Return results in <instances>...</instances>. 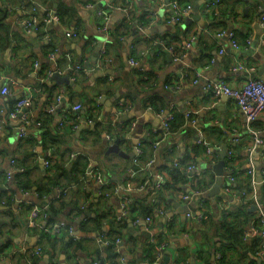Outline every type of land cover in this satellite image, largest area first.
Wrapping results in <instances>:
<instances>
[{
  "label": "crops",
  "instance_id": "0c3cea01",
  "mask_svg": "<svg viewBox=\"0 0 264 264\" xmlns=\"http://www.w3.org/2000/svg\"><path fill=\"white\" fill-rule=\"evenodd\" d=\"M42 1L0 0L10 28L9 38L7 31L0 38V255L4 260L0 264H33L28 251L34 252L38 247L39 236L30 224V212L42 202L59 205L61 197L67 206L59 214L57 225L67 228L70 236L84 238V250L69 257L60 253L57 261L43 255L39 264H113L102 262L107 260L108 249L104 248L107 243L101 235L113 229V236L120 241L115 244L117 263L144 261L147 235H167L170 226L174 232L168 244L163 243V264H218L216 254L221 250L234 264H251L254 260L264 264V259L260 262L248 249L243 257L239 256V252L228 248L231 242L217 236L227 235L223 227L225 211L233 212L243 203L241 193L247 189L251 165L255 164L256 176L264 168L259 157L251 155L254 143L250 133L253 129L264 140V113L249 127L234 100L216 98L205 91L206 82L222 80L233 88H242L250 79L264 80V0H247V4L245 0H190L192 10L176 25L168 23L172 13L170 0H47L54 13H73L67 26L52 25L57 46L54 60L48 54L47 41L22 30V22ZM124 2L128 3L126 9L122 8ZM212 3L209 13H205ZM40 12L43 8L38 9L37 15ZM143 22L148 24L142 25ZM152 29L158 33L149 32ZM223 31L236 33L240 49L230 46L228 36L220 34ZM67 33L75 36L69 37ZM158 35L166 36L177 51L172 47L171 54V47H165L164 41L155 42ZM131 60L138 66L131 65ZM77 65L83 66L81 74L73 71ZM238 65H244L245 70L233 71ZM52 71L70 76L77 89L52 82L47 78ZM71 74L74 78L80 74L78 82ZM6 85L8 94L2 95ZM59 95L64 101L58 104L48 125L51 134L56 135V124L72 105L81 107L78 112L83 120L89 107L95 109L98 105L101 120L124 104L129 110L119 118L113 134L120 132L122 143L109 140L101 128L98 132L95 125L82 120L74 131L70 132L68 127L58 138L59 150L51 147L39 120L47 119L44 111ZM22 98L29 100V140L20 139V122L10 116L13 104ZM167 111L176 119L173 131L164 136L161 114ZM202 140L213 146V156L206 154ZM152 142L160 145L152 147ZM224 147L233 152L232 167L226 163L223 184L214 191L213 167L220 161L219 151ZM137 149L142 151L141 155L145 152L144 160L137 157ZM261 150L264 152V144ZM79 156L109 186L126 188L127 195H122L127 196L129 204L123 221L117 219L121 197L107 195L96 179L85 178L84 184L73 182L72 174L65 175L54 168L55 179L68 186V190L65 193L51 185L52 166L47 169L45 161L52 158L53 164L63 162L70 172L73 159ZM13 160L27 169L23 177L29 187L24 188L26 194L15 180L7 179ZM176 163L194 164L195 176L177 190H166L165 186L158 190L155 175L163 174L169 180L168 170L175 168ZM140 169L143 171L131 177L132 170ZM231 176L234 181L227 192ZM184 195L189 199L185 200ZM254 195L260 201L263 199L264 183L259 188L254 185ZM132 202L139 213L141 208L152 207L151 216L130 212ZM252 205L257 204L247 205L248 212ZM201 207L211 215L206 232L195 218ZM258 207L257 212L249 213L254 217L260 215L263 205L258 202ZM77 208L90 215L84 219L85 213L74 216ZM98 216L106 217L101 232L85 235L79 231V225ZM135 218L141 220L135 223ZM147 218L151 221L146 222ZM206 237H215V243H206Z\"/></svg>",
  "mask_w": 264,
  "mask_h": 264
},
{
  "label": "trees",
  "instance_id": "16d2710c",
  "mask_svg": "<svg viewBox=\"0 0 264 264\" xmlns=\"http://www.w3.org/2000/svg\"><path fill=\"white\" fill-rule=\"evenodd\" d=\"M170 1L172 2L173 0H170ZM178 1L181 5H184V4L190 2V0H178ZM47 3H48L47 0L42 1V5H44L45 7L48 8ZM127 5H128V3L124 2V4L122 5V8L124 9L125 6L127 8ZM56 14L60 19V24L63 26H67V23H71L73 20L72 11H69V10L62 11L61 10V12L56 13ZM170 15L172 16V13ZM170 15L168 17V20L171 18ZM44 16H45L44 12H40L38 15L39 19L41 20V24L39 25V28H38V31L36 32V34L40 40H44V41L48 42L47 48H48V54L50 56V55L54 54V52L57 49V46L54 44V34L55 33H54L53 28H52V25L45 27ZM131 17L132 16H129V18H131ZM6 20H7V11L0 9V38H2L3 35H5L6 31H7L6 34H8V32H10V28H7ZM147 24H148L147 22L142 23V25H147ZM122 27H125L126 32L129 31L125 25H123ZM121 28H120V35H122ZM7 37L9 38V34L7 35ZM10 39L12 40L13 37H10ZM153 40L155 42L161 41L162 43L164 41L165 47H167V48L173 47L177 51V49L170 43V41L166 38V36L158 35V36L154 37ZM1 75H2V68H0V77H2ZM79 75L76 76V80H75L76 82H78ZM72 78H73V75H72ZM56 98H55V101H56ZM18 101H16L15 103H17ZM55 101L49 102L48 103L49 104L48 109L46 111H44V117H46L47 119L39 120V122L41 123V125L43 126V129L45 130V139L49 140L51 147H54L57 150H59L60 144H59L58 138H60L62 135H64V133L66 132L65 129H67L68 127L71 128V129L70 128L68 129L70 132H71V130L74 131V128L79 127L80 122H82L83 119H82L79 112H72L68 108L67 110H65L62 113V116L65 115L67 117V119H68L67 123L65 124V126L63 128H59L57 126L58 124H56V128L54 127L56 135L51 134V132L49 130L50 128H48V125L53 120L54 112H50L48 110L52 105L56 104ZM15 103L14 104L12 103V104L15 105ZM72 106H75V105H72ZM72 106H70V107H72ZM96 106L97 107L95 109L93 107H89L87 116L84 118L83 121L87 125H93V126L95 125V129L98 132H101V130H103L105 133H107L108 135L111 136L113 142L118 141V143L121 144L122 143L121 133L118 132L117 134L113 135L114 130L117 129V127H116L117 124L113 125L111 123L112 122V116H110L108 118H104L102 116V120H99V116L102 114H100V112L97 109V108H99L98 105H96ZM158 111H159V114L162 113L161 109H159ZM174 118L176 119V115L174 116ZM89 122H92V124H89ZM173 124L174 123L172 122L170 129H169V133L171 131H173L172 130L174 127ZM99 128H101V130ZM110 132H111V134H110ZM164 133H165V131H164ZM164 133H163V135H164ZM29 139H30V136H29L28 140ZM29 142H31V141H29ZM153 145H155V143L152 142V147H153ZM55 154H56V152H55ZM139 157L141 160L142 159L144 160L145 152H143L142 155H140ZM148 160H150V158ZM148 160H146V161H148ZM48 161H50V164L52 166V169H50L51 175L49 176V180L52 181L51 185L53 187L59 188V189H61V191L65 192V193L68 190L67 189L68 186H62L61 181L55 179V176H54L55 171H53L54 168H56L57 171L63 172L65 175L69 174L71 176V174H72L73 175V179H72L73 182H77V181L80 182L81 181V183L84 184V180L87 177L86 173L89 170L88 162L84 158L79 156V157L73 159V161H72L73 167H72L70 172H67V168L63 164V162H59V163L56 162L55 164H53L52 158H48ZM178 164H179L178 168L175 167L173 169L168 170V174L170 176V179L167 180L162 185V187L159 188L158 190H162L164 188V186H165L166 190H175V189L177 190L178 186H183V185L188 184L189 178H188V174L185 173V169L191 165H193V166H195V165L194 164L184 165L182 163H178ZM19 166L24 167L22 165H19ZM231 167H232V165H231ZM135 169H137V167ZM262 170H263V168H262ZM26 171H27V169H26ZM249 171H248V173H249ZM25 174H26V172L23 174L19 173V174L15 175V177H14L15 182H17V184L23 190H24V188L29 189V187L23 181V177ZM249 177H250L249 181L245 184L247 189L242 190L243 192L241 193L242 198H243L242 205L237 207V209L233 212L232 211L231 212L225 211V214L223 217V219H224L223 227L226 228V232H227L226 234L227 235L224 237V235L222 236V235L218 234L217 236L223 237L224 240L231 242V245L228 246V248L231 251L239 252V254H240L239 256L243 257L244 256V254H243L244 250L248 249L252 252L253 256L258 259L259 257L257 256V253L260 252L261 249H263L264 240L258 236H255L251 239L246 238V236L250 232V229L253 226L254 227L259 226L260 215H261L260 214V215L254 217L253 214H250L247 211V205L255 203L254 196L257 197L256 195H254V184H253L254 179H256V175L253 176L252 174L249 173ZM115 186H117V185H114V186L110 185V186L106 187V190L108 192H112V190ZM24 191H26V190H24ZM159 192L162 193V191H159ZM263 199H264V197H263ZM263 199L261 201L257 199L258 202L263 205V210H261L262 213H264V201H263ZM59 205L54 204V202L50 203V204L42 202V204L40 206L41 208H43L45 206L48 207L47 218L44 221H42L43 222L42 229L41 230L36 229L37 234L39 236L38 247L42 251L41 255L40 256L36 255V250L38 247L34 250V252H32L33 249L28 251V253H32L29 260L33 264H39V262L41 261V257L43 255H49L51 258H54L57 261L60 253H64L67 257H69V256H71V254L74 255L75 253H77L78 251L83 249L82 242H84V238L78 239L74 236H70L68 234L67 228L62 227L59 230H57L55 228L57 223H58L57 218H58L59 214L63 211L65 206H67L63 197H61V200H59ZM131 205H132V207L130 208V212L132 211V213L133 212L139 213V209H138L137 205L133 202L131 203ZM141 210H142V213H139V216L144 215V216L148 217V216H151L149 214H151L153 208L146 206L144 208H141ZM81 213L84 214L85 212H81V210H79V208H77L74 216H78ZM203 214L207 215L208 219L199 223V225H200L199 227L201 229L204 228V231H205L206 229L208 230V228L210 226L211 215L209 212H207L204 209H203ZM232 219L234 222L232 221ZM105 220H106L105 216L104 217L98 216V217L94 218L90 223H82L81 225H79L78 226L79 231L82 234L84 233L85 235H89L92 232L99 233V232H101V229L103 227V222ZM140 220L141 219H139V218H135L134 221L136 222V221H140ZM92 223H93V225H92ZM109 224H114V222H111V223L109 222ZM68 225H71V224H68ZM113 231H114V229L111 230L110 233H108V234H101L102 240L107 243V245H105L104 248L108 249L107 260L102 261V262L107 263L106 261H112L113 264H118L117 259L119 258V255L117 253V246L115 244H116V241L119 240V238L116 236H113ZM168 232H169V234H167V235H165L164 233H161V234L155 235V236H151L150 234L147 235V239H146V243H145V260H144V262H147L148 264H154L155 263V261L157 259L159 247L161 245H163L164 242H167V244H168L170 236L174 232L173 226L169 227ZM152 240H154V242H152ZM205 240H206V243L211 245V244L215 243L216 238L214 237L211 239L209 237H206ZM0 253H2V250H0ZM218 256H220V258L217 259ZM226 256L227 255H225V252L223 250L218 252L216 254L217 263L218 264H234V260L229 259ZM238 258H241V257H238ZM137 262H141V261H137ZM137 262L134 261V262L129 263V264H135ZM50 264H52V263H50ZM251 264H257V263L254 260Z\"/></svg>",
  "mask_w": 264,
  "mask_h": 264
},
{
  "label": "built area",
  "instance_id": "2783aa9c",
  "mask_svg": "<svg viewBox=\"0 0 264 264\" xmlns=\"http://www.w3.org/2000/svg\"><path fill=\"white\" fill-rule=\"evenodd\" d=\"M213 3L207 6V9L205 10V13H209L211 7H212ZM39 8H43V12H44V22H45V27H48L50 25H54L60 24V19L57 16L56 13H54L51 9L42 6V5H37L36 8H33V10L29 13V16L26 18V20H24L22 22V30L26 35H31L34 34L38 31L39 25L41 24V20L39 19L38 15H37V11ZM126 9V8H125ZM192 10V6L190 3H186L184 5H181L179 3L178 0H173L171 2V11H172V16L171 18L168 20L169 24H180L184 18H186V16L189 15L190 11ZM261 25L262 27H264V15L261 17ZM105 30V29H104ZM221 36L223 35H227L229 38V43L230 46L235 49L238 50L240 49V44L239 41L237 40L236 37V33L230 31V32H226L223 31L220 33ZM67 36L71 37V36H75L71 35V33H67ZM249 43V41H248ZM168 51L172 54L174 53V49L171 47L168 49ZM221 53H224V49L221 51ZM103 54H105V51H103ZM51 59L54 60V55L51 56ZM131 65L133 66H138L139 63H137L134 60L130 61ZM245 66L244 65H238L237 67L233 68V71H238V70H245ZM83 66L82 65H77L74 67L73 71L75 73H80L82 72ZM55 73H59L61 74V72L59 71H52L48 74V78H52V76ZM73 80L75 81L76 78L73 77ZM194 83H198V80H195ZM177 89H180V87H175ZM9 91V86H4L1 93L2 95H7ZM205 91L207 93H210L212 95H214V97L216 98H220V97H227L230 98L232 100H234L236 102V104L241 108V110L243 111V113L246 116V120H247V124L248 126H252L259 118V116L261 114L264 113V80L262 79H250L247 81V83L242 87V88H233L231 86L228 85V83L226 81H217V82H206L205 84ZM64 101V97L59 95L56 98V104L52 105L48 111L50 112H54L56 107L58 106V104H61ZM29 104V100L27 98H22L20 99L15 105L13 110L10 113V116L12 119H16L17 121L20 122V126H19V137L21 140H26L29 138V134H28V126L30 125L31 122V115L29 113V111L27 110V106ZM69 109L72 112H78L80 111L81 107L80 106H72L69 107ZM128 107H126L124 104H120L119 106H117L113 112L112 115V124L115 125L117 123V121L119 120V118L124 115L125 112H128ZM161 116H163V114H161ZM190 118V117H189ZM163 127L165 128V133L164 136H167L169 134V129L170 126L172 124V122H174L175 118L173 116V114H168L165 118H163ZM102 120V119H101ZM68 119L67 117L64 115L62 116V118L59 120L58 122V127L59 128H63L65 126V124L67 123ZM89 124H92V122H89ZM193 125H196V121L193 122ZM252 134V139H253V143H254V147L251 150V155L253 154H257V156L259 157V160H261V163L264 165V152H262L261 148L263 147L264 144V140L260 137L259 133L254 131L253 129L250 132ZM107 138L109 140H112L111 136H107ZM200 141V139H199ZM201 143H203L206 147V154L209 156H213L214 155V149L213 147H211V145L202 140ZM160 145V143H155V147H158ZM215 148V147H214ZM141 150L137 149L136 153H137V157H139L141 155ZM254 156V155H253ZM227 163H229V165L232 164L233 161V152L232 150H229L227 153V159H226ZM153 161L150 163L152 164ZM12 165V170L7 174V179L9 181H13L15 175L21 173H25L26 169L24 167H20L17 162L15 160H13L11 162ZM45 165L46 168H50L51 164L50 161L46 160L45 161ZM175 167L178 168L179 164L176 163ZM139 171H143V169L140 170H132L131 171V177H134ZM195 171V166L191 165L189 167H187L185 169V173L188 174V178H193L195 175L193 174ZM250 174H252L253 176L256 175L255 172V164L251 165V169L249 171ZM261 176H262V184L264 183V168L263 170L261 169ZM87 175V179H96L97 183L103 188V191L106 192L107 195H111V194H116L118 196L121 197V207H120V216L117 218L118 220H121L123 218L126 217L127 213H128V198H127V193L126 188H123L122 185H117L113 188L112 192H108L106 190V187H108V182L104 181V179L102 178V176L97 173L94 172L93 169L89 168V170L86 173ZM156 178V186L157 188H161L162 185L166 182V177L163 174H157L155 175ZM229 179V187L227 188V192H230V186L232 184V182L234 181V178L231 176L228 178ZM253 184H256V179H254ZM22 192L24 194L28 193V192H24V190L22 189ZM122 194H126L125 196H123ZM183 198L185 200L189 199L188 195H184ZM254 201L255 203L258 205V200L257 197L254 196ZM202 208V207H201ZM47 209L48 207L45 206L43 208L39 207V206H35L31 212H30V224L32 226L33 229H42V221H44L47 218ZM192 215H188V218H191ZM198 221V223H201L205 220L208 219L207 215L203 214V208L201 209V212H199L198 215H196L195 217ZM151 219L147 218L146 222H150ZM139 221H136L135 223H137ZM57 230L61 229V225H57L55 227ZM72 232V231H71ZM255 236H258L260 238H262L264 240V213L261 212L260 215V221H259V226L258 227H252L250 229L249 234L246 236L247 239H251ZM104 242V241H103ZM152 242H154V240H152ZM106 243V242H104ZM120 243V241H117V244ZM166 246V244H163L159 247L158 249V254H157V259L155 261L154 264H163L162 263V251L164 250V247ZM42 251L41 249L38 247L36 250V255H41ZM257 256L262 259L264 257V246L263 249H261L260 252L257 253ZM220 258V256L217 257V259ZM4 261L0 255V262ZM135 264H148L147 262L141 261V262H137Z\"/></svg>",
  "mask_w": 264,
  "mask_h": 264
},
{
  "label": "water",
  "instance_id": "95a60500",
  "mask_svg": "<svg viewBox=\"0 0 264 264\" xmlns=\"http://www.w3.org/2000/svg\"><path fill=\"white\" fill-rule=\"evenodd\" d=\"M249 1L245 0L244 4H247ZM153 34L158 33L157 29H152L151 31H149ZM52 82H56L58 84H66V85H70L71 87L76 88V85L73 83V81L70 79V76H62L59 73H55L52 78H51ZM72 81V82H71ZM169 114V111H167L164 115L163 118H165L167 115ZM118 143V141H117ZM213 147V146H211ZM227 153H228V149L227 147H224L223 149H221L219 151L220 154V161L214 165L213 170L215 172V186H214V191L219 190V188L222 186L223 181H224V177L226 176L225 174V166H226V159H227ZM254 156H256L257 154H253ZM257 166L259 167V165L257 164ZM70 167V166H69ZM262 184V176L261 174L258 172L257 176H256V184L255 186L257 188L260 187V185ZM124 188V187H123ZM207 193H205L206 195ZM259 210L258 205H252L249 208V212L250 213H255ZM90 215V213H85L84 217L82 219H84L85 217H88ZM264 259V257L262 259H260V262ZM47 260V258H46ZM170 262V261H169ZM104 264V263H101Z\"/></svg>",
  "mask_w": 264,
  "mask_h": 264
},
{
  "label": "rangeland",
  "instance_id": "374dc122",
  "mask_svg": "<svg viewBox=\"0 0 264 264\" xmlns=\"http://www.w3.org/2000/svg\"><path fill=\"white\" fill-rule=\"evenodd\" d=\"M29 134V133H28Z\"/></svg>",
  "mask_w": 264,
  "mask_h": 264
}]
</instances>
